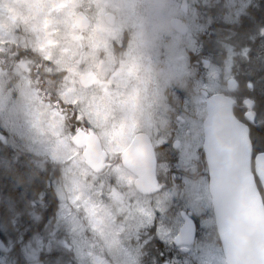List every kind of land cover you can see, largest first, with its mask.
Listing matches in <instances>:
<instances>
[{
	"label": "flooded vegetation",
	"instance_id": "flooded-vegetation-1",
	"mask_svg": "<svg viewBox=\"0 0 264 264\" xmlns=\"http://www.w3.org/2000/svg\"><path fill=\"white\" fill-rule=\"evenodd\" d=\"M169 2L81 0L86 21L81 30H68L62 52L49 41L40 49L33 36L25 37L20 15L15 22L7 20L12 8L18 11L17 5L2 7L1 97L17 105L35 100L41 106L31 84L39 73L52 72L51 62L67 74L66 84H76L78 79L80 98L92 107V122L99 134L81 130L97 135L110 153L102 172L96 174L86 167L88 174L82 182L78 216L83 241L91 248L99 244V236L89 231L93 209V218L97 211L104 213L114 228L111 253L98 248L100 254L90 259L91 264H141L142 258L147 264H228L215 219L207 154L198 151L205 144L208 111L206 105L196 110L184 90L185 60L196 61V78L202 74L205 85L213 87L201 94L232 99L233 114L240 122L248 124L245 102H254L256 121L248 124L253 165L262 153L254 131L264 124L256 111L257 99L264 96V0H174L178 7L173 8L167 7ZM126 30L132 32L133 42L125 58L117 59L110 37ZM166 93L167 103L163 100ZM172 109L176 115L170 137L160 141L169 149V160L158 164L146 129L157 121L167 123ZM8 137L0 129L5 152L13 151ZM85 151V146L78 150L84 165ZM255 184L264 203L258 178ZM193 206L197 214L207 213L199 235L189 227L181 228V218ZM63 221L73 235L68 216ZM145 250L149 252L146 257Z\"/></svg>",
	"mask_w": 264,
	"mask_h": 264
},
{
	"label": "rangeland",
	"instance_id": "rangeland-1",
	"mask_svg": "<svg viewBox=\"0 0 264 264\" xmlns=\"http://www.w3.org/2000/svg\"><path fill=\"white\" fill-rule=\"evenodd\" d=\"M4 1L0 3V15H4L5 11L2 7L5 8V5H17L18 11L12 8L6 16H8L7 20H13V22L16 18L19 19V15L21 16L25 37L27 34L33 36L36 46L40 49L46 47L49 41L50 45H54L60 52L63 51L67 44L68 30L71 28L72 31L74 30V15L80 9L81 0H13L15 3H11L10 0ZM4 29L0 21V32ZM73 45L76 46L74 42ZM191 58L192 56H189V59ZM196 63L194 60H185L182 76L184 86L188 88L189 99L195 103V109L201 111L204 99L197 97L196 91L200 88L205 91L202 87L212 90L213 87L205 85L206 80L202 78V74L199 79L196 78L199 69ZM211 73L213 74V70ZM72 81L74 83L75 80L72 79ZM69 90L70 92L76 91L74 87H70ZM1 95L3 94L0 93V129H5L10 134V147L19 148L37 156H47L55 163H63L70 159L64 167V187L63 189L58 188L57 192L61 201L60 216L61 218L68 216L71 224L70 231L73 235L70 240H67L65 236V239L61 241H57L51 235L49 242L42 241L43 247L48 244V247L55 245L68 248L74 252L78 264H91L90 259L100 254L98 252L100 247L102 251L107 248L111 253L115 245L113 225L106 222L104 213L97 211L93 218L96 209H93L89 216V231L99 236V244L91 248L92 244L83 241V226L79 220L78 209L81 208L83 202L82 182L88 173L76 148L70 142L71 140L69 141L64 135L62 124L58 121L56 114L47 115L44 110L40 113L38 107L41 106L35 100L17 105L5 101ZM74 210L76 213H73ZM86 249H89L88 255ZM30 260V264H39L35 262L34 257H30ZM0 264L9 263L0 259Z\"/></svg>",
	"mask_w": 264,
	"mask_h": 264
},
{
	"label": "water",
	"instance_id": "water-1",
	"mask_svg": "<svg viewBox=\"0 0 264 264\" xmlns=\"http://www.w3.org/2000/svg\"><path fill=\"white\" fill-rule=\"evenodd\" d=\"M83 15L76 16V26L81 29ZM210 114L205 124V148L212 142L223 141L229 148L232 165L223 179L217 170L216 158L206 152L212 178L215 214L224 244L228 264H264V205L255 186V175L264 189V154L257 157L255 174L251 166L252 144L248 127L233 115V103L224 97L209 102ZM248 122L254 114L247 115ZM77 148L86 147L87 165L99 172L107 154L97 136L80 131L73 137Z\"/></svg>",
	"mask_w": 264,
	"mask_h": 264
},
{
	"label": "trees",
	"instance_id": "trees-1",
	"mask_svg": "<svg viewBox=\"0 0 264 264\" xmlns=\"http://www.w3.org/2000/svg\"><path fill=\"white\" fill-rule=\"evenodd\" d=\"M256 111L264 121V96ZM256 131V132H255ZM254 131L258 148H264V124ZM0 146V259L9 264H78L73 251L49 242L65 239V226L55 223L58 199L55 186L63 178V165L47 157ZM43 198V199H40Z\"/></svg>",
	"mask_w": 264,
	"mask_h": 264
},
{
	"label": "clouds",
	"instance_id": "clouds-1",
	"mask_svg": "<svg viewBox=\"0 0 264 264\" xmlns=\"http://www.w3.org/2000/svg\"><path fill=\"white\" fill-rule=\"evenodd\" d=\"M167 7H178L174 0H170ZM133 42L131 31H124L123 33L117 32L110 37V45L114 51L117 59H124L129 51V46ZM86 51L91 52V49L86 47ZM101 58L103 53L98 54ZM91 64V61H86ZM49 67L52 72L45 70L33 78L31 84L32 90L38 95L41 102L42 109L47 115L55 113L58 121L62 124V131L68 136L78 135L81 129H91L97 131L93 125V109L86 99H80L81 90L79 88L78 79L76 84L65 83V72L60 71L49 62ZM69 87H75L77 90L69 92ZM169 94L166 93L163 97L165 103L168 102ZM171 108V105H169ZM176 109H172L168 113L167 123H160L157 121L153 127L146 129V134L153 145V151L156 154L158 164L167 163L169 160V149L166 144L160 141L170 137L171 129L173 127ZM70 166V165H69ZM170 171V170H169ZM167 179V177H165ZM148 250L144 251V256H148ZM141 264H147L144 258L141 259Z\"/></svg>",
	"mask_w": 264,
	"mask_h": 264
},
{
	"label": "snow or ice",
	"instance_id": "snow-or-ice-1",
	"mask_svg": "<svg viewBox=\"0 0 264 264\" xmlns=\"http://www.w3.org/2000/svg\"><path fill=\"white\" fill-rule=\"evenodd\" d=\"M198 151L211 152L213 157L216 158L218 174L223 179L233 163L227 144L223 141L214 140L210 148L206 149L202 145ZM258 151L264 153V148H260ZM206 216L207 213L197 214L195 206H193L190 210H186L184 217L181 218V228L189 227L196 235H199L204 229V219ZM163 264H167V262L165 261Z\"/></svg>",
	"mask_w": 264,
	"mask_h": 264
}]
</instances>
